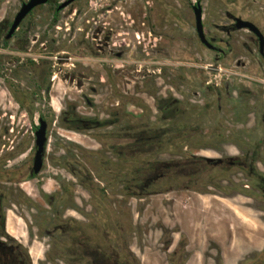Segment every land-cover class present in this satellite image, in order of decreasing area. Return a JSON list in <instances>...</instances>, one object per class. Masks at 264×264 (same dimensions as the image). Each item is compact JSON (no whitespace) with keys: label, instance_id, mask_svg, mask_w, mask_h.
Segmentation results:
<instances>
[{"label":"flooded vegetation","instance_id":"obj_1","mask_svg":"<svg viewBox=\"0 0 264 264\" xmlns=\"http://www.w3.org/2000/svg\"><path fill=\"white\" fill-rule=\"evenodd\" d=\"M15 1L14 14L0 20V49L34 53L42 45L59 54L58 73L88 107L104 96L118 102L106 114L84 116L66 105L57 116L51 99L57 76L48 59L25 64L32 88L8 81L29 126L0 111V264H152L158 253H148L143 236L128 234L115 192L124 199L241 197L264 211V0H44L8 37L32 0ZM113 64L151 66L122 71L121 79L120 72L111 75ZM42 121L47 140L36 173ZM56 122L80 137L94 133L96 145L79 141L76 154L63 147L64 156L50 157ZM168 148L172 157L162 159ZM50 162L66 175L44 176ZM183 236L172 232L165 264L193 260ZM200 256L202 264L212 258ZM229 259L221 247L213 264H233ZM242 261L236 264H264V248Z\"/></svg>","mask_w":264,"mask_h":264},{"label":"rangeland","instance_id":"obj_2","mask_svg":"<svg viewBox=\"0 0 264 264\" xmlns=\"http://www.w3.org/2000/svg\"><path fill=\"white\" fill-rule=\"evenodd\" d=\"M16 8L17 3L15 0H0V20H8L14 14ZM45 24L40 25L41 30L38 31L40 36H42ZM58 57V53L52 55L45 53L42 45H39V49L34 53L28 51L18 52L11 48L0 49V111L2 113L12 112L14 116H17L16 124H19V126L27 127L29 122L26 117L21 116L18 106L13 102L12 96L7 90V84L8 81H11L23 89L32 88L34 78L25 67L27 61L32 58L38 61L47 59L51 61L54 71L53 76H57L52 82L51 92L54 106L59 110L56 113L57 116L60 115L61 109L66 105L79 107V112H82L84 116L106 114V108L118 102V100L107 99L104 96L98 99L99 103L93 109L88 107L84 101L79 99L76 85H72L65 80L64 75L58 73V70L62 68L61 64L58 63ZM16 60L20 63L18 69L14 65L18 64ZM113 65V68L109 70L115 73H111V75L115 76L117 72H120L117 76L121 79L123 76H127L122 71L140 69L139 65L151 66L144 64ZM70 68H72V65L64 67V70L67 71ZM144 68L141 70H144ZM130 75L133 76L135 74ZM54 123L50 130V157L64 156L63 147H67L71 153L74 152L73 154H76L74 146L78 145L79 141L86 146L96 145L93 138L90 137L94 133L80 137L64 130L62 128L63 122H56L55 125ZM169 138L167 137V139ZM20 140L21 138H18L17 141ZM186 142L187 140L183 141L179 145L181 149L176 150H182V147L186 146ZM169 150L170 148L165 149L164 152L166 153H163L160 157L162 159H170L172 154L167 152ZM232 152L236 153V150L233 149ZM84 161L89 164V161ZM50 165L51 167L48 166L46 168L44 176L49 177L56 173L63 178L66 175L64 169H53L52 162H50ZM112 200L115 206L119 207V209L123 207L126 211L127 220L125 224L128 234L132 237L143 236L149 240V243H147L148 247L152 248V250H148V253H158L157 256H154L156 260L152 264L166 263V243L174 230L183 233V239L186 241L188 239L191 240L190 252L191 254L196 253V255L193 256L190 264H202V257L200 256L202 252H206L212 257L205 260V262L213 264V258L221 247L230 256L228 262L233 264L243 262L242 259L252 256L253 253H257L264 248V211L248 208L246 199L241 197L236 198L235 201H226L219 197L171 194L155 195L145 199H124L115 192ZM113 210L111 214L115 217L114 220H117V210ZM139 213L142 215L141 218H138ZM177 238H179L178 234ZM231 241L232 246L227 248V244ZM202 247H204L203 250Z\"/></svg>","mask_w":264,"mask_h":264},{"label":"water","instance_id":"obj_3","mask_svg":"<svg viewBox=\"0 0 264 264\" xmlns=\"http://www.w3.org/2000/svg\"><path fill=\"white\" fill-rule=\"evenodd\" d=\"M43 2H44V0H32L30 3L24 5L21 12L17 16L8 37H10L13 34V32L16 30V28L21 23V21L24 19V17L35 6H37L39 3H43ZM196 13H197V21H198V30L202 36L201 11L199 9H196ZM244 27H249L251 29L256 30V28L250 23H244ZM36 138H37L38 150L36 152V157H35L34 171L36 173H39L41 171L42 165H43V152H44L45 143L47 140V124L43 121L41 122V127L39 128V130L36 133Z\"/></svg>","mask_w":264,"mask_h":264},{"label":"crops","instance_id":"obj_4","mask_svg":"<svg viewBox=\"0 0 264 264\" xmlns=\"http://www.w3.org/2000/svg\"><path fill=\"white\" fill-rule=\"evenodd\" d=\"M10 231L12 232V230L10 229Z\"/></svg>","mask_w":264,"mask_h":264},{"label":"trees","instance_id":"obj_5","mask_svg":"<svg viewBox=\"0 0 264 264\" xmlns=\"http://www.w3.org/2000/svg\"><path fill=\"white\" fill-rule=\"evenodd\" d=\"M22 104L24 105V102Z\"/></svg>","mask_w":264,"mask_h":264}]
</instances>
